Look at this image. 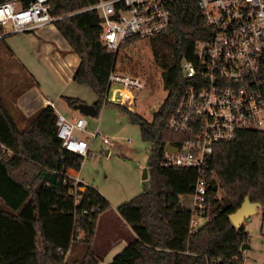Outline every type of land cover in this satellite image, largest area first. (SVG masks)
I'll list each match as a JSON object with an SVG mask.
<instances>
[{
	"label": "trees",
	"instance_id": "obj_1",
	"mask_svg": "<svg viewBox=\"0 0 264 264\" xmlns=\"http://www.w3.org/2000/svg\"><path fill=\"white\" fill-rule=\"evenodd\" d=\"M48 1L50 13L57 16L96 0ZM169 8L168 29L146 39L155 74L149 71L145 88L152 89L157 77L165 91L150 119L106 100L113 67L135 73L125 51L139 39L128 38L116 51L109 50L100 38L95 10L54 21L79 58L72 80L87 84L97 96L94 115L103 104L117 105L151 144L146 162L150 187L117 206L127 230L119 236L128 243L108 264H245L240 247L249 236L243 223L238 228L232 224L229 214L248 197L260 204L264 220V131L243 129L214 146L204 166L207 201L200 215L206 221L190 230L189 202L197 173L164 165L166 145L178 146L185 138L165 121L186 86L180 62L194 58L196 41L209 31L196 0H176ZM62 98L72 108L85 104L78 97ZM56 121L55 109L47 104L19 129L0 94V264H98L110 249L108 242L96 243L97 221L110 203L97 189L75 184L67 175L69 169L79 170L84 157L61 145Z\"/></svg>",
	"mask_w": 264,
	"mask_h": 264
},
{
	"label": "built area",
	"instance_id": "obj_2",
	"mask_svg": "<svg viewBox=\"0 0 264 264\" xmlns=\"http://www.w3.org/2000/svg\"><path fill=\"white\" fill-rule=\"evenodd\" d=\"M173 1L96 0L74 12L54 16L48 0H0V38L54 23L66 15L95 10L102 42L116 51L128 38L146 40L166 31ZM196 1L209 35L196 41L193 59L180 62L186 86L165 126L185 138L178 146L172 145L174 151L164 153L165 166L193 168L197 173L189 202L190 230L201 225L198 219L203 218L200 212L206 206L208 183L204 166L214 146L234 139L243 129L264 131V0ZM143 87L139 77L113 67L107 78L106 100L132 110L122 103L123 95L132 90L133 104L136 91ZM56 124L61 145L83 157L88 155L90 143L78 132H86L91 141L100 137L103 143L109 142L98 129L88 132L82 115L68 119L57 114ZM70 170L67 175L74 183L81 182L78 173L71 174ZM70 194L78 202L75 189Z\"/></svg>",
	"mask_w": 264,
	"mask_h": 264
},
{
	"label": "rangeland",
	"instance_id": "obj_3",
	"mask_svg": "<svg viewBox=\"0 0 264 264\" xmlns=\"http://www.w3.org/2000/svg\"><path fill=\"white\" fill-rule=\"evenodd\" d=\"M125 52L135 73L120 68L117 71L139 77L145 84L151 72L155 74L149 42L137 40ZM78 61V56L70 50L54 23L7 34L0 40V94L19 129L26 127L32 115L37 113L34 111L42 105L43 99H49L57 114L61 113L67 118L70 114L82 115L88 122V132L98 129L109 138L105 144L100 137L91 141L86 132L77 133L90 143L88 155L83 158L77 172L80 180L97 189L110 203V209L99 216L96 237V243L109 244L110 249L103 258V262L108 264L110 258L121 249L117 248L119 244H115L117 237L127 232L122 227L124 223L117 213V206L150 187L149 178H143L142 175L151 144L141 139L138 126L131 123L117 105L103 104L97 115L80 113L68 106L62 96L82 98L89 101L88 104L97 99L87 84L72 80L71 75ZM155 79L152 89H146L144 85L136 91L133 104V91H125L122 103L129 106L131 111L140 112L150 119L152 111L165 95L161 82L157 77ZM23 110L27 115H24ZM222 195L223 190L218 188L217 196ZM198 220L202 225L206 218ZM243 225L249 236L247 247L240 250L243 262L264 264L262 210L258 208L249 220L243 221Z\"/></svg>",
	"mask_w": 264,
	"mask_h": 264
},
{
	"label": "water",
	"instance_id": "obj_4",
	"mask_svg": "<svg viewBox=\"0 0 264 264\" xmlns=\"http://www.w3.org/2000/svg\"><path fill=\"white\" fill-rule=\"evenodd\" d=\"M79 110L88 115L95 114V107L92 104H81L79 105ZM174 147L172 145L167 144L165 150L174 151ZM107 153V152H106ZM143 178L148 177L147 168L143 169ZM260 208V204L257 202H251L248 197H245L241 205L232 213L229 214V218L232 224L235 227H240L244 220H249L250 216L256 212V210ZM247 247V244H242L240 250H243Z\"/></svg>",
	"mask_w": 264,
	"mask_h": 264
},
{
	"label": "crops",
	"instance_id": "obj_5",
	"mask_svg": "<svg viewBox=\"0 0 264 264\" xmlns=\"http://www.w3.org/2000/svg\"><path fill=\"white\" fill-rule=\"evenodd\" d=\"M7 35V34H6ZM5 36V35H4ZM3 36V37H4ZM2 37V38H3ZM2 38H0V40L2 39ZM9 51H11V49L10 48H7ZM12 53H13V51H12ZM79 62V61H78ZM73 74V73H72ZM71 78H72V75H71ZM31 89H33V88H30L29 90H31ZM81 100H83L84 102H85V104H88V102L89 101H86L85 99H82V98H80ZM95 101H93L92 103H90V104H92L93 105V103H94ZM47 104H50L51 106H53V108H54V104H53V102L52 101H50L49 99H43V103H42V105L37 109V111L41 108V107H43V106H45V105H47ZM55 109V108H54ZM74 110H77V111H79L80 113H81V111L79 110V108H73ZM25 110H27V107H26V109ZM25 110H23V113H24V115H27V113H25ZM36 110L34 111V112H37ZM36 113H34L33 115H35ZM58 114H61V113H58ZM32 115V116H33ZM62 115V114H61ZM76 116H78V114L77 115H71L70 114V117L68 118V119H73L74 117H76ZM67 118V117H66ZM80 134H81V132H79ZM79 135V134H78ZM80 138H84V137H81L80 136ZM107 153H108V151H107ZM71 172H72V174H74V173H76V172H78V170H74V169H71L70 170ZM130 235V234H129ZM127 243H128V238H122V237H117V239H116V243L115 244H119V246L117 247V248H121L120 249V251L127 245ZM121 244H123V245H121ZM119 251V252H120ZM117 254V253H116ZM115 254V255H116ZM111 259H112V257L110 258V260L108 261V262H110L111 261Z\"/></svg>",
	"mask_w": 264,
	"mask_h": 264
}]
</instances>
